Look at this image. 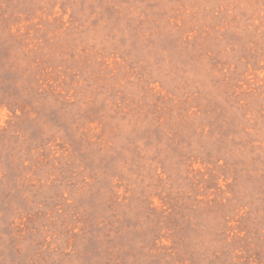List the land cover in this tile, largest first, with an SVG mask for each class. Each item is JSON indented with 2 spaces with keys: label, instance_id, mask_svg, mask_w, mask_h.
<instances>
[{
  "label": "rangeland",
  "instance_id": "obj_1",
  "mask_svg": "<svg viewBox=\"0 0 264 264\" xmlns=\"http://www.w3.org/2000/svg\"><path fill=\"white\" fill-rule=\"evenodd\" d=\"M0 264H264V0H0Z\"/></svg>",
  "mask_w": 264,
  "mask_h": 264
}]
</instances>
